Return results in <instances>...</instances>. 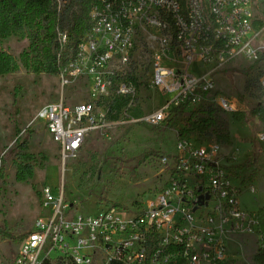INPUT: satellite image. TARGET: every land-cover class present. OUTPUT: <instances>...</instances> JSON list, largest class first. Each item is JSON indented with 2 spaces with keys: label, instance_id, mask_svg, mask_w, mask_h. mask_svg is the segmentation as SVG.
Masks as SVG:
<instances>
[{
  "label": "built area",
  "instance_id": "obj_1",
  "mask_svg": "<svg viewBox=\"0 0 264 264\" xmlns=\"http://www.w3.org/2000/svg\"><path fill=\"white\" fill-rule=\"evenodd\" d=\"M262 1L96 0L79 42L73 45L67 32L58 36L62 91L84 78L89 100L68 104L62 92L36 115L58 145L63 165L91 132L108 124L111 97L128 99L123 109L132 107L148 66L153 87L169 98L143 118L147 123L165 121L184 103V110L241 111L239 97L225 94L215 73L263 58ZM140 45L152 52L146 61ZM258 136L264 142V132ZM196 140L181 139L171 160L161 157L170 165L167 182L136 212L126 211V218L116 209L70 215L63 186L58 195L45 186V201L55 213L28 234L13 264L51 258L72 264H240L242 253H231L229 241L244 235L255 238L258 250L264 245L259 210L241 201L244 189L256 188L245 184L249 175L233 158L220 157L218 144Z\"/></svg>",
  "mask_w": 264,
  "mask_h": 264
},
{
  "label": "rangeland",
  "instance_id": "obj_2",
  "mask_svg": "<svg viewBox=\"0 0 264 264\" xmlns=\"http://www.w3.org/2000/svg\"><path fill=\"white\" fill-rule=\"evenodd\" d=\"M258 15L264 18V1ZM141 45L139 54L146 61L152 52L143 51ZM28 47V39L22 36L0 38V50L17 59ZM259 66L264 69V56ZM150 70L148 66L146 74H141L139 94L132 107L123 109L117 120L109 119L105 127L91 132L66 165L44 122L36 116L42 105L62 96L58 75L35 73L21 63L9 74L0 75V155L5 160L0 162L5 167L4 179L0 181V223L16 237L10 240L0 235V264H13L28 234L39 222L47 223L53 217L54 208L45 201L42 192L45 186L52 188L55 195L63 186L70 215L74 210L93 216L100 211L116 209L126 218V211L136 212L167 182L170 165L163 163L161 157L168 156L171 160L181 139L200 137L205 142L218 144L220 157L233 158L243 174L249 175L245 184L251 183L256 188L254 193L243 190L242 204L250 210L264 211V142L258 136L264 132V124L251 112L264 109V94L261 98L248 95L239 98L242 104L239 112L220 113L230 132L229 143L220 144L214 136L198 135L197 127L193 126V122H203L208 117L201 107L186 108L176 116L171 127L175 111L157 124L143 120L169 98L153 87ZM254 73L250 63L236 62L231 68L215 73V77L225 94L238 98L245 93V83ZM88 86L87 79L82 78L66 88L63 92L65 102L73 105L89 100ZM24 138L27 139L25 149L18 146ZM146 151L159 155L141 161V154ZM22 154H30L35 164L33 176L26 181L16 179ZM254 157H257L256 165L245 166V162ZM228 249L231 253H242L240 264H256L255 238L238 236L228 242ZM48 264L60 263L51 258Z\"/></svg>",
  "mask_w": 264,
  "mask_h": 264
},
{
  "label": "trees",
  "instance_id": "obj_3",
  "mask_svg": "<svg viewBox=\"0 0 264 264\" xmlns=\"http://www.w3.org/2000/svg\"><path fill=\"white\" fill-rule=\"evenodd\" d=\"M96 0H0V38L18 35L28 39V50L23 52L19 59L7 51L0 50V75H6L16 69L21 63L26 69L35 73L57 74L59 71L58 53L60 44L58 36L60 32H67L72 44L79 42L81 37L90 28L89 12ZM263 58L251 65L254 75L249 77L245 83V93L240 95L244 99L246 95L253 98H261L264 94V69L259 66ZM128 99L113 96L108 101V117L117 120L126 106ZM187 103L182 104L170 122L173 126L176 116L180 115ZM201 111L207 114L202 121L193 122L198 129V135L216 138L217 143L226 144L230 141V132L227 121L220 115L217 108L201 107ZM264 124V109H253L251 111ZM211 128V129H210ZM27 139H22L18 146L25 149ZM159 155L155 151H146L141 154V161ZM22 161L17 166L16 179L26 181L33 176L35 164L30 154H22ZM4 157L0 155V162ZM257 157L245 162V166L254 167ZM5 167L0 165V181L4 179ZM119 206V205H117ZM261 221V234L264 238V211L259 210ZM0 235L4 238H16L13 233L0 223ZM22 238H19V240ZM256 264H264V245L254 255ZM50 260H46L48 264ZM60 264H72L70 261L58 259Z\"/></svg>",
  "mask_w": 264,
  "mask_h": 264
},
{
  "label": "water",
  "instance_id": "obj_4",
  "mask_svg": "<svg viewBox=\"0 0 264 264\" xmlns=\"http://www.w3.org/2000/svg\"><path fill=\"white\" fill-rule=\"evenodd\" d=\"M206 198H208V196H206Z\"/></svg>",
  "mask_w": 264,
  "mask_h": 264
}]
</instances>
